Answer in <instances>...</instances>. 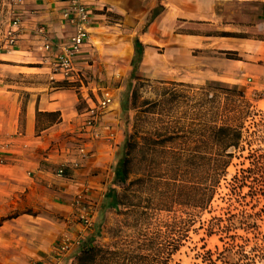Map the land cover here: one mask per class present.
Returning a JSON list of instances; mask_svg holds the SVG:
<instances>
[{
    "label": "rangeland",
    "instance_id": "rangeland-1",
    "mask_svg": "<svg viewBox=\"0 0 264 264\" xmlns=\"http://www.w3.org/2000/svg\"><path fill=\"white\" fill-rule=\"evenodd\" d=\"M13 7L14 0H0V41L4 27L13 19ZM243 13L249 29L238 57L242 69L239 73L235 65L223 66L226 79H208L220 68L217 64L212 67L214 62L207 59L200 60L201 77L192 83L162 81L158 69L152 72L155 79L139 74L138 79H131L132 40L145 31L146 19L130 38L120 39L115 32L105 31L97 33L99 39H92L93 74L88 78V69L82 73L89 83L111 90L115 96L111 113L117 115L120 145L112 172L125 138L130 136L132 141L126 183L113 186L112 180L109 187L117 191L118 208H98L96 246L140 254L153 264H210L209 260L213 264H264V199L250 203L242 194H230L231 178L248 165V155L264 151V0H247ZM155 49L157 54L164 51ZM202 52L210 56L208 50ZM34 66L36 69H24L18 75V70L0 67V88L6 74L19 76L11 80L15 83L48 84L45 67ZM221 127L241 134L237 148H217L213 131ZM75 134L68 133L63 140L74 139ZM65 143L73 144L72 140ZM56 145L52 143L43 155L55 151ZM13 212L0 222L8 221L0 234V264H23L30 256L25 252L26 243L21 251L24 237L31 233L25 231L30 223L21 222L25 232L17 236L15 224L10 223ZM242 212L259 215L239 220ZM36 213L31 207L24 209V214ZM227 213L236 217L226 223L229 232L224 234L212 219L225 218ZM61 219L57 214V225ZM210 227L213 234L208 236Z\"/></svg>",
    "mask_w": 264,
    "mask_h": 264
},
{
    "label": "crops",
    "instance_id": "crops-1",
    "mask_svg": "<svg viewBox=\"0 0 264 264\" xmlns=\"http://www.w3.org/2000/svg\"><path fill=\"white\" fill-rule=\"evenodd\" d=\"M90 1L96 6V12L90 26L89 45L77 59L80 70L88 69V78L93 74L90 47L93 38L99 39L97 33L111 31L120 39L130 38L145 19V31L132 40V45L138 40L143 46L137 75L155 79L152 72L158 69V79L162 81L192 83L201 77V59L213 61L212 67L217 64L220 72L225 65L239 67V73L242 69L240 64L243 61L226 59L225 52L237 53V57H241L240 47L249 29L246 15L242 14L247 0ZM63 6L64 0L14 3L13 13L20 15L23 31L16 48L1 53L0 59L10 56L20 60L1 59L0 67L18 70L17 75L24 69H36L34 65H39L42 57L41 42L33 35L37 27H44L46 38L55 44L66 41L73 29L61 20ZM155 48L164 51L157 54ZM206 50L210 56L201 54ZM133 56L134 49L129 54L131 69ZM168 68L175 69L169 72ZM220 72L212 73L208 79H226V74ZM17 75L6 74L5 85L0 88V145L4 147V161L0 164V222L8 212L14 211L11 214L15 217L10 223L15 224L16 235L31 231L22 243L21 251L24 252L26 243L25 252L30 255L23 264L41 260L65 264L66 259L56 258L53 251L60 236L73 238L77 234L74 198L82 194L95 208L97 216L103 196L111 186V166L120 145L117 115L111 113L110 107L98 125L100 138L86 140L91 156L83 160L78 169L66 166L64 177L60 178L55 174L57 168L71 158L67 148L72 143L65 142L73 140L63 138L68 133H76L73 137H78L84 98L90 95V90L104 87L87 80L80 91L65 83L49 82L40 86L11 82L19 77ZM116 102L119 104L117 97ZM109 133L115 136L116 147L109 146L103 139ZM52 143L57 144L58 149L43 155ZM25 207L35 209L37 213L24 214ZM57 214L62 217L59 225L55 220ZM7 222L2 220L0 223V234ZM21 222L30 223L29 230L24 231L19 226Z\"/></svg>",
    "mask_w": 264,
    "mask_h": 264
},
{
    "label": "built area",
    "instance_id": "built-area-1",
    "mask_svg": "<svg viewBox=\"0 0 264 264\" xmlns=\"http://www.w3.org/2000/svg\"><path fill=\"white\" fill-rule=\"evenodd\" d=\"M17 2L20 3L21 0H14V3ZM95 12L96 6L90 0H64L60 14L61 20L73 29V33L66 41L59 44H55L46 38L44 27L40 26L34 30V37L39 38L41 42L42 57L39 65L47 70L50 83H65L75 89L77 87L79 91L84 89L85 77L82 70L77 67V59L81 56L83 49L89 45L90 26ZM13 14V19L7 23L2 31L1 53L13 51L23 31V21L20 15ZM84 101L85 108L81 112L82 122L79 126L78 137L74 138L72 146L67 148L68 156L71 158L63 162L55 173L60 178L64 177L66 166L78 169L81 162L91 156L86 140L100 138L98 125L113 104L114 95L111 90L104 88L90 90V95H87ZM103 139L109 146H117L113 134L109 133ZM3 154L4 147L0 145V164L4 161ZM72 205L75 209L74 221L78 225L77 234L73 238L68 235L60 236L53 251L56 258L64 257L66 259L65 264L72 263L77 249L95 227L96 210L89 202H86L82 194L76 195ZM31 264H50V262L41 260Z\"/></svg>",
    "mask_w": 264,
    "mask_h": 264
},
{
    "label": "trees",
    "instance_id": "trees-1",
    "mask_svg": "<svg viewBox=\"0 0 264 264\" xmlns=\"http://www.w3.org/2000/svg\"><path fill=\"white\" fill-rule=\"evenodd\" d=\"M133 49L134 56L131 62V79L136 80L138 79L137 70L143 54V46L138 40H135ZM225 54L226 59L240 60L236 54H232L231 52H225ZM232 55L235 57L232 58ZM213 138L217 148L223 150L237 148L241 134L234 129L221 127L213 131ZM130 139V136L125 138L120 150V156L113 169V186H120L126 183L128 176L127 155L132 148V141ZM231 158L232 155H228V159ZM247 160L248 165L238 170L231 178L230 194H242L240 196L242 199L248 198L250 203L252 201L258 203L259 199H264V151L252 152L248 155ZM227 163L228 162H226L225 165H227ZM243 190H246V192L243 193ZM118 198L116 189L113 187L109 188L103 196L101 210L117 209L119 206ZM257 215H259V213L244 214L242 212L238 216L239 220H248ZM235 217V215L227 213L225 214V218L219 217L213 218L212 220L218 222L217 229L219 232L227 234L229 232V228L226 223ZM240 224L242 225V221H240ZM98 227V223L95 224L91 235L81 243L71 264H153L152 260L140 254H125L122 250L108 251L96 246L95 238L96 235L99 234ZM238 227L243 231H247L249 229V226H243V228L242 226ZM212 234L213 230L210 227L207 230V235L211 236ZM209 263L213 264L211 260H209Z\"/></svg>",
    "mask_w": 264,
    "mask_h": 264
}]
</instances>
